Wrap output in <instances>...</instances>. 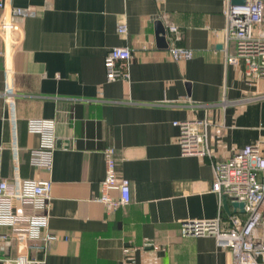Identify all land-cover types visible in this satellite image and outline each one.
<instances>
[{"label": "crops", "instance_id": "1", "mask_svg": "<svg viewBox=\"0 0 264 264\" xmlns=\"http://www.w3.org/2000/svg\"><path fill=\"white\" fill-rule=\"evenodd\" d=\"M226 0H7L33 13L21 24L13 49L0 33V178L14 175L13 125L6 70L14 74L13 113L20 175L50 178L44 210L57 233L48 252L19 228L0 224V264L27 254L31 264H232V253L214 235L185 236L187 219L227 217L212 190L209 158L183 154L174 121L209 117L215 155L223 159L260 142L264 150V79L253 81L245 62L229 63L225 50ZM167 47L157 43L156 20ZM120 23L127 31L120 33ZM178 27L177 32L169 30ZM128 46L130 76L108 81L105 57ZM193 51L176 58L172 47ZM231 42L229 51H234ZM225 100V101H224ZM224 101V103H222ZM34 119L54 121L56 147L50 172L33 162L45 134ZM107 149L131 182V201L114 212L97 198L106 176ZM26 211H30L29 208ZM239 211H242L241 209ZM6 235V238H1Z\"/></svg>", "mask_w": 264, "mask_h": 264}, {"label": "built area", "instance_id": "2", "mask_svg": "<svg viewBox=\"0 0 264 264\" xmlns=\"http://www.w3.org/2000/svg\"><path fill=\"white\" fill-rule=\"evenodd\" d=\"M224 11L226 25L225 50L229 63L245 62L247 74L253 81L264 79V0H244L234 3L226 0ZM7 0H0V9L4 10ZM33 13L32 8L12 7L10 13L0 18V33L8 40L6 44L14 50L22 44L21 24L24 18ZM171 32H177L176 25H170ZM120 33L127 31V25L120 23ZM234 51H229L230 43ZM176 58H191L192 50L172 47ZM133 52L128 46L111 48L104 60L108 81L128 79ZM14 72L6 70L8 100L11 103L13 136L14 175L12 178H0V224L18 229L21 221L33 243L30 247L43 253L48 252L51 244L59 239L57 233L48 228V219L44 210L48 209L52 199L53 181L50 178L24 179L20 175L18 150L15 136L13 102ZM225 101V100H224ZM224 101L222 103H224ZM179 127L178 141L183 154H195L209 158L212 162L214 179L212 190L218 194L220 208L225 199L231 202H243L244 210L236 207L227 219L222 212L213 219H187L182 222L181 230L185 236L214 235L218 244L232 253V264H264V150L260 142L247 144L226 158L215 155L209 132L210 120L187 118L174 121ZM29 130L45 134L40 148L33 150V162L50 172L52 152L56 147V138L52 133L54 121L34 119L28 123ZM106 176L101 184V195L97 198L108 211L114 212L120 206L131 201V182L118 170L114 149H107ZM1 169V163H0ZM29 208L30 211H26ZM1 235V238H6ZM130 249L125 252L123 264H133ZM34 261L27 254L14 258L15 264H31Z\"/></svg>", "mask_w": 264, "mask_h": 264}, {"label": "water", "instance_id": "3", "mask_svg": "<svg viewBox=\"0 0 264 264\" xmlns=\"http://www.w3.org/2000/svg\"><path fill=\"white\" fill-rule=\"evenodd\" d=\"M234 3H244V0H233ZM156 32H157V43L160 47H167L168 46V42L166 39V28L162 22V20L157 19L156 22ZM224 205L226 208H228V203L227 200H224ZM233 205L235 207H239L241 208V210H244V203L243 202H238L235 201L233 202Z\"/></svg>", "mask_w": 264, "mask_h": 264}]
</instances>
